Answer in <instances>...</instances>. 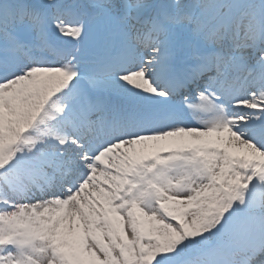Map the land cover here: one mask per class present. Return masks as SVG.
<instances>
[{
	"label": "snow or ice",
	"instance_id": "1",
	"mask_svg": "<svg viewBox=\"0 0 264 264\" xmlns=\"http://www.w3.org/2000/svg\"><path fill=\"white\" fill-rule=\"evenodd\" d=\"M0 264H264V0H0Z\"/></svg>",
	"mask_w": 264,
	"mask_h": 264
}]
</instances>
